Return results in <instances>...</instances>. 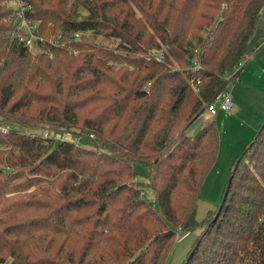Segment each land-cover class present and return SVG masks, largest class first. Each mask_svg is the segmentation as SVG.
Instances as JSON below:
<instances>
[{
    "label": "trees",
    "instance_id": "1",
    "mask_svg": "<svg viewBox=\"0 0 264 264\" xmlns=\"http://www.w3.org/2000/svg\"><path fill=\"white\" fill-rule=\"evenodd\" d=\"M25 1L36 56L7 36L0 1V211L46 215L0 231V264H165L177 231L200 226L187 264H264V123L203 224L220 134L208 118L187 134L256 52L264 0ZM138 164L150 168L158 210Z\"/></svg>",
    "mask_w": 264,
    "mask_h": 264
},
{
    "label": "rangeland",
    "instance_id": "2",
    "mask_svg": "<svg viewBox=\"0 0 264 264\" xmlns=\"http://www.w3.org/2000/svg\"><path fill=\"white\" fill-rule=\"evenodd\" d=\"M95 40L96 43L101 45L108 47L116 46V42L106 41L102 37H97ZM258 49H256V52ZM38 53V50L35 49L32 55L36 56ZM172 63V67L182 69V66L175 59H172ZM247 71L257 75L248 83L252 87L251 91H246L245 93L239 91L240 96L237 95L236 97V93L232 92L233 86H229L227 89L231 96L233 94L232 97L234 98L237 113L231 114L226 111H220L216 117L211 118L216 121L220 134V146L217 161L212 170L207 174L200 191L197 210V221L200 224H203L208 216L214 213L220 206L227 183L229 182L233 164L237 158L243 156L245 147L253 142L256 133L264 123V69L260 68L256 61H252L248 65ZM243 85L244 82L242 81L238 84V86ZM205 118L206 115L204 114L195 121L187 129V134L191 136L197 134L203 127ZM135 171L137 174V185L141 186L144 199L158 210L159 206L155 192L149 185L150 168L146 165L138 164L135 166ZM31 191L33 189H30V192L26 194L15 196L16 199L13 202L23 203L24 201L22 200H31ZM45 215L46 212L44 211H0V225L6 224V226L0 227V231L5 227L18 224L31 228V223L35 222L38 217H44ZM203 230L202 226L189 233L178 230L165 264H184L188 260V256Z\"/></svg>",
    "mask_w": 264,
    "mask_h": 264
},
{
    "label": "built area",
    "instance_id": "3",
    "mask_svg": "<svg viewBox=\"0 0 264 264\" xmlns=\"http://www.w3.org/2000/svg\"><path fill=\"white\" fill-rule=\"evenodd\" d=\"M2 5L10 10V14L6 19L7 23L11 24V29L6 33L11 40H18L24 44L30 51L37 49V41L40 39L37 33L38 23L31 20L27 16V12L31 9L30 5L25 0H0ZM261 45H264V35L261 38ZM152 55L159 60L164 59L163 50H153ZM253 58V54L245 56L235 68L227 73L226 78L228 85L223 89L211 103L206 106V118L211 119L216 117L220 111H226L231 114H236L237 109L233 103L231 94L227 91L229 86H234L239 81V73L244 68L246 63ZM200 65L197 62L192 63L194 69H199ZM199 83V82H198ZM48 137V133H43ZM93 137V136H91ZM56 139L60 141L78 142L79 139L69 134L56 135Z\"/></svg>",
    "mask_w": 264,
    "mask_h": 264
},
{
    "label": "crops",
    "instance_id": "4",
    "mask_svg": "<svg viewBox=\"0 0 264 264\" xmlns=\"http://www.w3.org/2000/svg\"><path fill=\"white\" fill-rule=\"evenodd\" d=\"M258 31L260 32V38H259V40L257 42V47H256L257 49L261 46V43H262L261 42V38L264 35V8H263L261 16H260V20H259V24H258ZM252 61L253 62L256 61L257 65L260 68L264 69V45H262L258 49V51L255 53V55H253V58L251 59V61L248 62L244 66V68L240 71V73H239V82L232 87V92L234 91L236 93V97H237V95H239V91L242 92V93H245L246 91H251L252 90V87L249 86L248 83H249V81L253 80L257 76L254 73H251L250 71H247L248 65ZM241 81L244 82V85L243 86H238V84ZM232 96H233V94H232ZM232 100H233V103H234V98L233 97H232ZM235 107H236V105H235Z\"/></svg>",
    "mask_w": 264,
    "mask_h": 264
},
{
    "label": "water",
    "instance_id": "5",
    "mask_svg": "<svg viewBox=\"0 0 264 264\" xmlns=\"http://www.w3.org/2000/svg\"><path fill=\"white\" fill-rule=\"evenodd\" d=\"M263 127H264V125H263ZM241 158H243V156H241ZM229 182H231V179H230ZM198 244H199V243H198ZM190 256L192 257V254H191ZM188 261H189V259L186 261V264L188 263Z\"/></svg>",
    "mask_w": 264,
    "mask_h": 264
}]
</instances>
